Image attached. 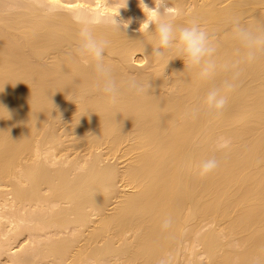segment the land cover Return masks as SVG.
<instances>
[{
    "label": "bare ground",
    "instance_id": "1",
    "mask_svg": "<svg viewBox=\"0 0 264 264\" xmlns=\"http://www.w3.org/2000/svg\"><path fill=\"white\" fill-rule=\"evenodd\" d=\"M87 1L26 0L25 4L21 0L22 9L21 5L14 6L18 11L6 15L8 11L4 10L5 15L0 14V186L5 183L12 186L10 194L21 207L26 201L30 204L47 201L50 205L48 198L44 201L40 195L43 187L47 188L49 199H53L49 208L53 211L46 213L47 221L44 214L43 221L49 230L51 226L60 228L61 235V227L65 232L70 224L77 226L78 230L73 231L76 237L71 233L72 240L77 241L79 227L89 226L92 214H99L94 226L88 227L90 231L84 235L83 245L80 239L78 249L73 251L72 240H53L57 232H53L52 238V229L49 231L45 226L43 235L47 231L46 236L51 234L48 244L39 246L41 239L36 243L35 235L33 242H28H31L28 248L35 245L41 248L32 250L35 257L41 252L35 262L40 263L42 254L43 259L47 254L55 260H69V264H79L84 258L106 264L111 256L125 255L133 264H158L161 258L174 256V247L182 245L184 235L188 237L186 231L195 232L200 221L213 219L225 223L220 228L222 236H232L235 240L229 238L223 244L218 239L221 230L217 229L199 233L195 244L198 242L204 249L206 264H253L254 261L264 264V55L241 65L238 87L226 94L225 111L210 116L205 112L207 91L228 78L227 72L218 70L211 80L202 81L197 71L187 67L174 50L167 52L164 59L153 57L157 45L155 25L148 27L151 16L147 11L144 14L139 0H127L126 5L125 0ZM144 2L154 7V0ZM168 3L177 25L187 26L195 20L214 37L220 65L237 59L239 45L232 30L233 18H240L253 28L264 23V0H168ZM75 4H81L97 19L111 17L119 11L118 22L130 21L124 32L103 23H98L93 32L97 38L109 41L105 63L116 80L121 82L135 76L144 84L148 82L147 93L137 95L122 90L115 104L102 93L91 59L79 56L76 51L80 25L74 22L69 7ZM12 8L13 12L15 8ZM144 59L152 64V72L134 74L132 69ZM195 108L201 110V115L191 119L188 114ZM62 116L69 118L61 131L69 132L68 143L63 141L66 134L61 137L56 131ZM61 126L62 123L59 129ZM222 137L230 143L226 148L216 149L214 144ZM126 142L128 147H123V154L130 159L122 171L117 168L118 173L116 166L101 167L99 154L93 155L90 163L77 159L73 169L79 168L81 172L76 169V175V170L71 173L70 163L69 169L62 166L63 169L59 167L53 172L49 161L38 159L41 150L40 155H49L52 163L54 152L58 153L60 148L83 147L89 151L104 145L107 153H112ZM41 147H47L46 155ZM48 149L55 150L52 156ZM210 157L220 162L219 167L201 176L199 165ZM118 180L133 191H120V195L118 192L115 207L105 213L108 195ZM59 204L68 207L63 209ZM87 207L92 211L88 215ZM39 213H36L38 219L30 218L33 222L36 218L35 228L39 225L37 237L42 234L43 226ZM168 217L173 221L172 226L162 231V222ZM186 226H190L185 229L187 234L182 233ZM129 231L133 236L126 241L123 235ZM81 233L83 236L84 232ZM118 241L122 245L114 246ZM22 254L13 255L14 264L25 263V255L26 258L29 255L26 251L22 259ZM198 260L194 264L202 263Z\"/></svg>",
    "mask_w": 264,
    "mask_h": 264
},
{
    "label": "clouds",
    "instance_id": "2",
    "mask_svg": "<svg viewBox=\"0 0 264 264\" xmlns=\"http://www.w3.org/2000/svg\"><path fill=\"white\" fill-rule=\"evenodd\" d=\"M52 2L54 3L55 0ZM126 2L127 0H125V5ZM168 4V0H154V7L150 8L144 0H139L144 14L147 11L151 16L148 27L151 24L155 25L157 45L153 48V57L164 59L167 52L174 50L187 67L197 71L202 81L211 80L218 70L222 69L227 72L228 78L222 80L219 86H212L208 89L204 102L207 115H222L227 105L226 94L238 87L242 72L241 65L255 62L261 55H264V23H259L257 27L253 28L244 24L240 18H233L231 20L232 30L239 45L236 50L237 59L220 65L217 62L218 44L214 37L195 20L187 26L177 25ZM70 6L73 10L74 22L80 25L77 54L91 59L94 72L100 81V90L108 97L109 101L113 104L118 102L122 90L137 95L147 93L148 82L144 84L135 76L121 82L116 80L111 67L105 63V50L109 41L97 38L93 32V28L98 23H103L105 27L117 31H123L122 28L127 29L130 21L123 24L118 22L116 17L119 11L118 14L111 17L104 16L102 19H97L81 4ZM188 115L191 119H197L201 115V110L195 108ZM226 146V143L219 145L221 148ZM219 163L215 157L203 160L199 165V174L201 176L208 175L219 167ZM172 223L170 217L165 218L161 225L162 231L170 229ZM158 264H171V258H161ZM253 264H258V261H254Z\"/></svg>",
    "mask_w": 264,
    "mask_h": 264
},
{
    "label": "rangeland",
    "instance_id": "3",
    "mask_svg": "<svg viewBox=\"0 0 264 264\" xmlns=\"http://www.w3.org/2000/svg\"><path fill=\"white\" fill-rule=\"evenodd\" d=\"M16 1V2H15ZM26 0H24V2H25ZM85 1H87V0H85ZM91 0H89V2H90ZM20 2V3H19ZM18 2V0H14V1H11V0H0V14L1 15H7V13H14L16 10L18 11V6L20 7V5H21V8L20 9H22L23 7V3H21V0ZM23 2V1H22ZM88 2V1H87ZM93 2H94V0H93ZM90 3H92V2H90ZM25 4H26V2H25ZM24 4V5H25ZM39 5V4H38ZM37 5V6H38ZM40 5H43V4H40ZM14 6H16V7H14ZM10 7H13L12 9L14 10V8H15V10L12 12V10L10 9ZM41 7V6H40ZM44 7H45V5H44ZM42 8H43V6H42ZM3 9V10H2ZM19 9V10H20ZM4 10H5V12L6 11H8V12H4ZM2 13H5V14H2ZM122 30H123V28H122ZM126 31V30H125ZM149 61H147L146 59H144V61H142L141 62V64H139V65H136V66H134V68L132 69V71H133V73L134 74H136V72H137V74H140V72H141V74L143 73V74H149V73H151L152 72V64L150 65V63H148ZM167 69V68H166ZM167 78V77H166ZM67 116H62L61 118H60V120H59V123L56 125V128L58 127V129H56V131L60 134V135H62L63 134V132L61 133V131H63V129H64V125H66L67 123H68V120H69V118H66ZM67 120V121H66ZM63 121H66V122H63ZM62 123V125H63V128H62V126H61V128L62 129H59L60 127H59V125ZM60 131V132H59ZM64 134H66V133H64ZM63 134V135H64ZM63 135L61 136V137H63ZM69 135V132H67V134L63 137V141L65 142V143H68V141H70L71 140V137H69L68 136ZM69 137V138H68ZM218 138H219V136H218ZM223 139H221L220 138V141L219 142H216L215 144H214V146L216 147V149H217V147L219 148V145H221V144H225L226 143V145L228 144V143H230V140L228 139V138H224V137H222ZM70 139V140H69ZM217 140V139H216ZM128 145H129V142H128ZM125 146H126V149H127V142H126V144L125 143H122L121 144V146H119L118 147V150L116 151L115 150V152H112V153H107V150H106V147L103 145V146H101V147H99V148H97V149H90L89 151L88 150H86L85 148H81L80 147V149L78 148L77 150L76 149H70V148H68L67 150H66V148H60V150L59 151H62V149H64L63 150V152L61 153V152H59L58 151V153L55 151V150H53V151H55L54 152V154H56V155H54V158H53V156H52V154H51V152L53 153V151H51L50 152V150L48 149V151L50 152V155L52 156V163H51V158H50V156L48 155L47 157H44L42 154L40 155V152L42 151L41 150V148H43V150L45 149V151H44V153H45V155H46V149H47V147L46 148H44V147H41L40 148V150L41 151H39V153H38V159L40 160V161H49V164H50V168L49 169H52L53 170V172L55 171V169H57V168H61L62 166L64 167V168H66V170H67V167H68V165H69V163H70V165H69V167H71L72 166V170H73V172H72V170H71V173L72 174H74V170H78V172L80 173L81 172V169H79V168H74L73 169V164L76 162V161H78L77 159H79V161H83V162H87L88 161V163H90L91 161H92V159H93V155H95V154H99L101 157H102V159H101V157H100V166L102 167H106V165H110L111 167H115L116 169V172L118 171L119 172V170H123L124 168H125V166L127 165V159L129 160L130 159V157H129V155H126V153L124 152V154H123V149L125 148ZM228 146V145H227ZM121 147V148H120ZM124 147V148H123ZM120 148V149H119ZM221 148V147H220ZM220 148H219V150H220ZM224 148H226V147H224ZM125 149V150H126ZM222 149V148H221ZM74 150H76V151H74ZM122 150V151H121ZM124 150V151H125ZM48 152V153H49ZM42 153V152H41ZM103 154H108V155H106V156H104ZM111 154V155H110ZM98 155V156H99ZM103 155V156H102ZM125 155H126V157H125ZM97 156V155H96ZM49 157V158H48ZM95 157V156H94ZM129 157V158H128ZM89 160H90V162H89ZM66 163V164H62V163ZM58 163L61 165V166H59L58 165ZM99 166V167H100ZM49 167V166H48ZM63 167L61 168V169H63ZM69 167H68V169H69ZM117 168L119 169V170H117ZM52 170H51V173H52ZM77 170H76V172H75V175L77 174ZM80 170V171H79ZM117 172V173H118ZM70 173V174H71ZM78 173V174H79ZM83 173V172H82ZM71 174V175H72ZM70 176V175H69ZM70 177H73V175L72 176H70ZM14 181H15V179H14ZM121 182V181H120ZM119 182V180H118V182L116 181V183H115V185L116 186H113V189H112V193H110L108 196H110L108 199H109V201H108V203H107V201H106V203H107V205H106V203H105V210H106V212L105 213H109V212H111L113 209V207H115V205H116V203H117V198L116 197H118V194L120 195V191L121 192H123V191H127V192H130V191H133L129 186H124V184H123V182L122 183H120ZM7 185H8V183H7ZM10 185V184H9ZM2 186L3 187H1L0 186V193L2 192V194H0V264H14V262H13V260L11 259V258H13V255L14 256H17L16 254H18L19 253V256H20V252H21V254H22V252H23V250H25V248L27 247L28 248V245H31V242H33L34 240H35V242L36 243H38L39 241V239H41V244L39 243V246H42V244L44 245V243L45 244H48V242L47 241H51V239L49 240L48 238H50L51 237V234H52V238H54V236H53V232H57L56 233V237L53 239V240H57V238L60 240H65L66 239V241H68L69 242V239L70 240H72V234H74V232L75 231H77L78 230V228H77V226H73V225H69L68 226V230H66L65 232L63 231V229L65 230V228L64 227H61V229H62V235H61V233H58L59 231H60V228H59V230H58V228L56 227V226H51L50 227V230L48 229V227H47V225H45L46 224V222H44L43 220L45 219L46 221H47V219H46V217L48 218V215L46 214L47 212L48 213H50L49 211H53V210H51V208H49V206L51 207V199H49V195L48 194H50V191L46 188L45 189V187H43V189H42V191L40 192V195L41 196H43L44 197V201H46V199L47 200H49V202H50V205L49 204H47L48 202L46 201V202H41V198H40V201L39 202H41V203H39V204H35L36 203V201H34L33 202V204H30V202H28L30 205H32V207H30L29 205H28V203H27V201H26V203L24 202V204H27V205H25L24 206V204L22 203V207H23V209H22V207H21V204H18V205H16L17 203L15 202V200H14V198H12V194H10L11 193V188H12V186L11 187H8V186H6V183L3 185L2 184ZM6 186V187H5ZM116 188V189H115ZM116 190H118L117 192H116ZM119 192V193H118ZM115 193L117 194V196L115 195ZM39 195V196H40ZM47 195H48V197H47ZM46 196V197H45ZM114 196V197H113ZM46 198V199H45ZM116 198V199H115ZM107 199V200H108ZM53 200V199H52ZM42 201H43V198H42ZM32 202V201H31ZM53 202V201H52ZM19 203V202H18ZM37 203H38V200H37ZM54 203V202H53ZM36 206H35V205ZM41 204H42V206H41ZM42 208H41V207ZM56 206V207H55ZM59 206H61L60 204H59ZM63 206V209H64V207L65 206H67L68 207V205H62ZM61 206V207H62ZM25 207V208H24ZM54 207H55V209H57V207H58V204L56 205V203H55V205H54ZM60 207V208H61ZM49 209V210H48ZM37 210H39L40 212H42V213H39V211L37 212ZM90 210V212L92 213V211H91V208H86V213H87V215L89 214L88 213V211ZM39 213V218L41 217V214H42V223H43V226H41L40 228H42V230H41V232L40 233H42V234H38V237H37V229H38V231H40V229H39V225H36V226H38V227H36L35 228V224H37L36 222H35V219L37 218L36 216L38 215V214H36V213ZM91 213H90V216H91ZM32 214H36V215H32ZM44 214H45V217H44V219H43V216H44ZM28 216V217H27ZM31 216H32V218H33V216L34 217H36L35 219H33L34 220V222L30 219L31 218ZM98 217H99V214L98 213H95V215L94 214H92V216L91 217H89V220L88 221H91L90 222V224H89V222L87 223L89 226V228H90V226L92 225V227L94 226V222L98 219ZM38 219V218H37ZM30 220V221H29ZM39 220H41V218L39 219ZM39 220H37V222H38V224H41L40 223V221ZM94 221V222H93ZM213 221V222H212ZM218 222H223V221H215V220H213V219H205V220H202V221H200L199 223H198V227H197V229H196V233L195 232H192L191 231V229L189 230V231H191V232H189V231H186V232H188V237H187V235H184V234H182V236L184 235L185 237L183 238L182 237V239H185L187 242H184V241H182V245H179L178 247L177 246H175L174 248L175 249H177L178 248V250H176L175 251V249H173L174 251H172L173 253H175L174 254V258L171 256V261H173L174 260V262H172L173 264H194V263H196V262H194L195 260H197V259H199L198 261H200V262H202L201 264H206V262H207V255H206V253L204 252L203 253V251H204V249L203 248H201V245L200 246H198L199 245V243L198 242H196V244H195V241H197L196 240V238H198L200 235H199V233H205L207 230H211V229H214V230H221L222 228L221 227H225L224 226V222L223 223H218ZM201 223V224H200ZM48 225H49V222H48ZM45 226L47 227V230H49V231H51V229H52V231H51V234L49 235L48 234V236H46L47 235V233H48V231H47V233L45 232L44 234L45 235H43V232L45 231ZM82 226H84V228H82ZM81 227H79V228H81V229H79L80 230V234H81V236H80V234L78 235V237L76 238L77 239V241L76 240H72L73 242H74V248H73V245H72V241H71V243H70V245H71V251H73V250H77L78 249V242L80 243V239H81V241L83 240V238L84 237H86V236H84V235H87V229H88V227L86 226V228H85V224L84 225H82ZM201 226V227H200ZM19 227V228H18ZM66 228H67V225L65 226ZM190 227V226H189ZM189 227H185L184 228V230H183V232L182 233H186L185 232V229H188ZM43 228H45L44 229V231H43ZM54 228L55 229H57L56 231H53L54 230ZM77 228V229H76ZM221 228V229H220ZM36 229V230H35ZM73 229V230H72ZM91 229V228H90ZM200 229V230H199ZM224 229V228H223ZM17 230V231H16ZM19 230V231H18ZM75 230V231H74ZM216 230V231H217ZM74 231V232H73ZM81 231H83L84 233H83V236H82V233H81ZM90 231V230H89ZM88 231V232H89ZM224 231V230H223ZM208 232V231H207ZM215 232V231H214ZM222 230L221 231H219L218 233H219V240H220V238H221V241L220 242H222L223 244L225 243V244H227V242L229 241V238H230V240H232V242L235 240V237H232V236H226V235H224L223 234V236H222ZM15 233H16V238H15ZM72 233V234H71ZM77 233H79V232H77ZM132 232H130L129 231V233H125V235H123V237H124V240H125V238H127L126 239V241L128 240V237H130V236H133V234H131ZM189 233H190V235H189ZM58 234H59V236H58ZM187 234V233H186ZM34 235H35V238L37 239H35V238H33L34 237ZM55 235V234H54ZM61 235V236H60ZM76 235L77 234H74V236L73 237H76ZM220 235H221V237H220ZM32 236V237H31ZM41 236V237H40ZM45 236V237H44ZM58 236V237H57ZM191 236H193L192 237V239H190L191 238ZM31 237V238H30ZM62 237H64L63 239H62ZM190 237V238H189ZM33 238V241H31V239ZM122 238V237H121ZM187 238H189L188 240H187ZM228 238V239H227ZM232 238H234V239H232ZM14 239V240H13ZM129 239H131V238H129ZM181 239V240H182ZM52 240V241H53ZM79 240V241H78ZM180 240V241H181ZM237 240V239H236ZM29 241H31L30 242V244L28 243ZM38 241V242H37ZM189 241V242H188ZM190 241H191V243H190ZM227 241V242H226ZM35 242L34 243H32V245H34L35 244ZM76 242V243H75ZM83 242L84 241H82V245H83ZM121 242H122V240H121ZM120 241H118V242H116V243H114V246H116V247H119L120 245H122V243H124V241L121 243ZM232 242L230 243L229 242V244H231L232 245ZM179 244V243H178ZM177 244V245H178ZM236 244H239L238 243V240L236 241ZM82 245H80L79 244V247H81ZM99 245V244H98ZM222 245V244H221ZM231 245H229V247H230V250L231 249H233V250H231V251H234V248L232 247L231 248ZM39 246H37V248H36V245H35V248L33 247H30V248H26V250H25V254H26V251L28 252V255H29V257L27 256V258H26V255H25V259L23 260V263H24V261H25V263H26V261H27V259H29L28 261H27V263H29V264H31L30 262L33 260V262L34 263H36L35 262V260H39L38 259V257H39V255H41V252H40V254H38V257H35V253H33V249L34 250H36V249H40L41 250V248H38ZM95 246H97V245H95ZM94 246V247H95ZM233 246H235L234 245V243H233ZM25 247V248H24ZM236 247V249L238 250L239 248H237V246H235ZM24 248V249H23ZM32 248V249H31ZM43 248V247H42ZM223 248H224V245H223ZM43 249H45V248H43ZM225 250H227L228 249V247L226 248V245H225V248H224ZM230 250H228V251H230ZM31 251V252H30ZM37 251V250H36ZM45 251H46V249H45ZM35 252V251H34ZM44 252V251H43ZM70 252V251H69ZM69 252H68V254H69ZM171 252V253H172ZM33 253V254H32ZM45 253H47V252H45ZM44 253V254H45ZM173 253H172V255H173ZM23 254L21 255L22 257V259H23ZM205 254V255H204ZM31 255H32V257H31ZM37 255V254H36ZM70 255V254H69ZM69 255H67L66 257H68L69 258ZM169 255V254H168ZM171 255V254H170ZM170 255H169V257H170ZM176 255V256H175ZM34 256V257H33ZM48 258H51V259H47V257ZM118 256V255H117ZM112 257V256H111ZM110 257V259H108L107 261H106V264H126L127 263V256H125V255H121V256H119V257H116V256H114L113 258H111ZM116 257V258H115ZM19 258V257H18ZM18 258H17V261H18ZM20 258V259H21ZM31 258H33V259H31ZM35 258V259H34ZM44 257H43V254H42V257H41V259H40V263L38 262V263H36V264H57V261H58V264H59V262L62 260V262H61V264H63L64 262V264H66V262H67V264H69V260H66V261H64L63 259H58V260H55V258H53L52 256H49V255H45V259H43ZM173 258V259H172ZM206 258V259H205ZM16 259V258H15ZM22 259H21V261H22ZM52 259H53V261H52ZM127 259V260H126ZM54 260L56 261V262H54ZM60 260V261H59ZM84 263H86V262H90L89 264H91V261L88 259H86V258H84L83 260H82ZM80 262L79 264H84L83 262ZM13 262V263H12ZM16 262V261H15ZM93 262V261H92ZM128 262L130 263V264H133V263H131L129 260H128ZM19 262H17V264H18ZM24 263V264H25ZM26 263V264H27ZM33 263V264H34ZM128 263V264H129ZM171 263V264H172ZM198 263V262H197ZM16 264V263H15ZM87 264V263H86ZM92 264H95V262H93ZM104 264H105V262H104Z\"/></svg>",
    "mask_w": 264,
    "mask_h": 264
},
{
    "label": "snow or ice",
    "instance_id": "4",
    "mask_svg": "<svg viewBox=\"0 0 264 264\" xmlns=\"http://www.w3.org/2000/svg\"><path fill=\"white\" fill-rule=\"evenodd\" d=\"M69 7H71V6H69Z\"/></svg>",
    "mask_w": 264,
    "mask_h": 264
}]
</instances>
